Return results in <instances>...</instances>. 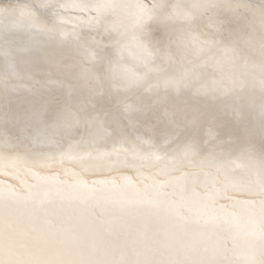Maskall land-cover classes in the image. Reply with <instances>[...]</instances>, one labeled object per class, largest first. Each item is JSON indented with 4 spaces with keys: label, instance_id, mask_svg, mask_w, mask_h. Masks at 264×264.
Masks as SVG:
<instances>
[{
    "label": "snow or ice",
    "instance_id": "6c2138e0",
    "mask_svg": "<svg viewBox=\"0 0 264 264\" xmlns=\"http://www.w3.org/2000/svg\"><path fill=\"white\" fill-rule=\"evenodd\" d=\"M0 264H264V0H0Z\"/></svg>",
    "mask_w": 264,
    "mask_h": 264
}]
</instances>
